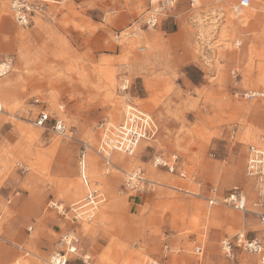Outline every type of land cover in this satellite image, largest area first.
I'll return each mask as SVG.
<instances>
[{"label":"rangeland","instance_id":"obj_1","mask_svg":"<svg viewBox=\"0 0 264 264\" xmlns=\"http://www.w3.org/2000/svg\"><path fill=\"white\" fill-rule=\"evenodd\" d=\"M239 1L177 0L148 26V0H66L20 26L10 0H0V62H11L0 77V264H47L72 230L78 254L67 264H146L165 247L167 264H189L200 237L204 264H258L221 248L238 231L260 236L257 215L206 202L211 186L223 194L240 185L251 198L247 149L264 145V0L246 10ZM134 28L138 37L124 35ZM130 104L151 114L158 133L128 155L131 165L115 152L106 165L96 153L99 125L118 123ZM42 109L60 115L72 136L36 126ZM83 144L102 194L90 220L68 212L85 194ZM172 153L186 178L152 166L154 156ZM16 160L29 170H16ZM132 169L159 183L137 194L140 202L123 186Z\"/></svg>","mask_w":264,"mask_h":264},{"label":"built area","instance_id":"obj_2","mask_svg":"<svg viewBox=\"0 0 264 264\" xmlns=\"http://www.w3.org/2000/svg\"><path fill=\"white\" fill-rule=\"evenodd\" d=\"M66 0H10L9 7L14 20L20 26H26L29 22L31 14H43L48 3L61 4ZM191 5L194 0H190ZM241 5H246L251 0H240ZM177 0H148L149 10L144 20L148 26L158 24L161 16L174 8ZM10 61L0 62V77L6 75L10 70ZM38 101V100H37ZM63 106L60 110L63 111ZM2 106L0 104V111ZM139 109V108H138ZM137 106H133L128 114L118 122H101L99 145L96 153L103 159L106 165L111 166L110 156L112 152H122L126 155H132L138 144L143 140L154 139L158 133V126L151 114L138 110ZM34 124L38 127H47L49 124L51 130L63 137H71L72 131L70 126L60 115H51L45 109L40 110L34 118ZM86 144L82 145V149L78 155V175L85 189L83 198L74 206L69 207L68 212H71L74 218H85L87 214L82 212V205H93L94 208L101 199V192L96 185H91L87 174H84L87 169ZM1 163V156H0ZM152 166L155 168H164L168 173H178L180 178H186L184 162L176 153L168 156L162 154L153 157ZM16 170L24 173L29 170V166L20 160L14 162ZM175 171V172H174ZM245 175L251 180L253 185L252 197L249 198L246 191L240 185H234L226 193L218 195V188L211 186L209 193L206 196V202L209 206L220 203L231 207L241 212H251L252 209L258 217L259 223L263 229V233L259 235H248L247 232L238 231L231 236H225L221 240V248L224 253L232 257L234 250L237 248L242 252L255 254L259 257V264H264V146L249 145L246 155ZM124 188L129 192H134L135 195L148 193L153 191L158 186V181L149 178L145 173L139 170L126 172L123 180ZM18 191H14L12 195L16 196ZM7 196V203L11 201L10 196ZM220 199V200H218ZM92 208V209H93ZM60 212V211H59ZM65 211L62 210V213ZM1 218V211H0ZM90 220L89 218H85ZM31 229V226H30ZM70 233L72 236H70ZM67 239L70 241L67 242ZM61 242L66 246L65 249L53 254L47 264H67L69 254H78L77 239L74 231H67L61 236ZM73 248V249H72ZM165 251L161 258L152 259L146 264H167L169 248L165 247ZM203 245L201 241L195 242L192 248L193 258L189 264H203Z\"/></svg>","mask_w":264,"mask_h":264},{"label":"bare ground","instance_id":"obj_3","mask_svg":"<svg viewBox=\"0 0 264 264\" xmlns=\"http://www.w3.org/2000/svg\"><path fill=\"white\" fill-rule=\"evenodd\" d=\"M195 1V0H194ZM247 6H248V4H246V5H241L240 3H239V7L241 8V9H243V10H246L247 9ZM125 36H127V37H129V36H134V37H138L139 36V33H138V31H137V29L136 28H134L132 31H129V32H125V34H124ZM126 81H127V79L125 80V82H120V89L121 90H124V92H125V89L128 87L127 86V84H126ZM123 92V93H124ZM125 94V93H124ZM131 107V106H130ZM132 108V107H131ZM126 114H128V113H126ZM113 159L116 161V162H118V163H120V165L122 164V165H131L132 163V158L130 157V156H128V155H125V154H122V152H121V154H114V156H113ZM133 171V170H132ZM94 205H96V204H94ZM57 206V205H56ZM87 206H90L91 208H92V206L93 205H87ZM216 214V212L215 213H213V216H215V217H218V215H215ZM210 215V213H208V216ZM211 216V215H210ZM87 218H89V219H91L92 218V216H91V214H88L87 215ZM70 236H72L71 234H70ZM73 237V236H72ZM68 241H70V239H67V242ZM73 249V248H72ZM55 254V253H54ZM16 264H20V263H16Z\"/></svg>","mask_w":264,"mask_h":264},{"label":"crops","instance_id":"obj_4","mask_svg":"<svg viewBox=\"0 0 264 264\" xmlns=\"http://www.w3.org/2000/svg\"><path fill=\"white\" fill-rule=\"evenodd\" d=\"M41 16V15H40ZM130 105H132V106H135V105H133V104H130ZM122 117H124V116H122ZM113 124V123H112ZM257 145H259V146H264L263 144H257ZM115 153H118V152H115ZM111 154H113V153H111ZM112 156V155H111ZM110 156V157H111ZM132 170H139V169H132ZM132 170H130V171H132ZM130 171H128V172H130ZM84 174L86 175L87 174V177H88V179H89V181L91 180L90 179V177H89V174H88V170L86 169V172L84 171ZM91 182V181H90ZM159 184V183H158ZM91 185H95V184H92L91 183ZM82 187H83V185H82ZM210 188V187H209ZM218 190V195L219 194H221V191L219 190V189H217ZM99 191L101 192V190H100V188H99ZM101 197H102V194H101ZM134 198H136L135 200H134V202L135 201H137V200H139V202L142 200L141 199V196L139 197V195H134ZM218 200H220V199H218ZM219 202V201H218ZM217 202V203H218ZM216 203V204H217ZM220 204L222 205V206H224V207H226V208H228V209H231V210H235V209H232L231 207H229V206H227V205H224V204H222L221 203V200H220ZM214 205V204H213ZM213 205H211V206H213ZM96 206H98L97 204H96ZM95 206V207H96ZM94 207V208H95ZM93 208V207H92ZM90 206H87V205H82L81 206V209H83L82 210V212L84 213V214H91V216L93 217V215H94V208L92 209ZM97 208V207H96ZM248 210L249 211H251V212H253L252 211V209L251 208H248ZM237 211V210H236ZM239 212H241V211H239ZM243 213V212H242ZM228 214V213H227ZM85 218H87V216L85 217ZM241 222H242V219H241ZM240 222V223H241ZM71 234V233H70ZM72 235V234H71ZM200 241L202 242V245H203V253H202V255H204L205 256V249H206V247H205V242H204V239L203 238H201L200 237ZM249 255H251V256H254V258H256L257 260H258V264H259V257H258V255H255V254H249ZM204 256H203V258H204ZM204 262V261H203ZM204 264V263H203Z\"/></svg>","mask_w":264,"mask_h":264}]
</instances>
